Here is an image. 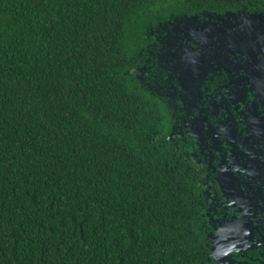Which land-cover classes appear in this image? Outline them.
<instances>
[{"label": "trees", "instance_id": "16d2710c", "mask_svg": "<svg viewBox=\"0 0 264 264\" xmlns=\"http://www.w3.org/2000/svg\"><path fill=\"white\" fill-rule=\"evenodd\" d=\"M243 7L264 0H0V264H217L138 76L157 30Z\"/></svg>", "mask_w": 264, "mask_h": 264}, {"label": "flooded vegetation", "instance_id": "af4514ba", "mask_svg": "<svg viewBox=\"0 0 264 264\" xmlns=\"http://www.w3.org/2000/svg\"><path fill=\"white\" fill-rule=\"evenodd\" d=\"M196 16L152 34L138 77L169 97L166 140L194 175L210 236L231 220L264 219V10Z\"/></svg>", "mask_w": 264, "mask_h": 264}, {"label": "water", "instance_id": "95a60500", "mask_svg": "<svg viewBox=\"0 0 264 264\" xmlns=\"http://www.w3.org/2000/svg\"><path fill=\"white\" fill-rule=\"evenodd\" d=\"M234 16L236 17V14H225L226 19L224 22L229 23L231 17ZM254 17L252 15V18ZM197 19V16L185 17L175 20L170 25H181L185 22H194ZM164 61L165 55L162 52L160 64ZM173 75H177V73ZM173 78L170 75L167 80ZM167 80L164 81L167 82ZM209 243L213 258L218 264H264V219L252 220V218L243 217L242 219L228 221L217 229L216 234L209 236Z\"/></svg>", "mask_w": 264, "mask_h": 264}]
</instances>
